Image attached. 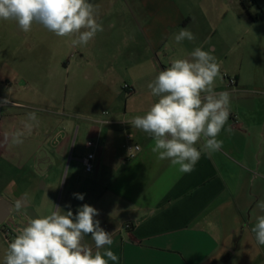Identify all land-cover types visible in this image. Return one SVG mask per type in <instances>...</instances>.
<instances>
[{
  "label": "crops",
  "instance_id": "obj_1",
  "mask_svg": "<svg viewBox=\"0 0 264 264\" xmlns=\"http://www.w3.org/2000/svg\"><path fill=\"white\" fill-rule=\"evenodd\" d=\"M134 4L135 0H125L119 10L116 0H110L106 15L123 21L134 14ZM137 12L143 18V39L126 42L131 55L139 46L142 58L166 69L174 58L165 66L158 53L165 61L167 51L183 59L200 47L229 69L232 75L225 73L224 79L220 75L214 83L216 92L230 95V116L217 137L223 141L222 148L211 154L202 152L194 169L182 173L169 160L158 159L151 151L153 139L130 124L151 105L123 111L115 106L107 115L103 110L90 127L95 145L87 148L95 152L98 172L92 177L72 172L57 202L65 155H17L13 135L25 124L19 119L23 102L0 94V196L14 204L15 214L26 223L28 218L50 214L55 206L74 215L85 203L93 206L99 211L95 219L112 234L111 250L119 257L109 264H212L220 260L223 264H264V245L256 243L251 231L256 218L264 215L257 207L264 201V91L244 80L242 64L230 68L225 63L236 35L241 33L238 41L245 43L246 34L257 31L256 22L264 18V0H140ZM102 14L97 12L98 18ZM182 28L190 30L195 40L177 43L175 35ZM225 75L234 77L236 85H229ZM134 85L125 88L128 94L136 92ZM103 119L108 122L102 124ZM56 135L53 146L70 137L63 131ZM128 139L141 145L132 158L124 146ZM202 143L196 147L200 149ZM93 171L84 169L85 173ZM99 172L109 177L108 184L98 182ZM74 193L84 194V200ZM0 226L16 235L22 230ZM0 237V251L7 250L9 242L1 229ZM84 243L96 251L90 236Z\"/></svg>",
  "mask_w": 264,
  "mask_h": 264
},
{
  "label": "rangeland",
  "instance_id": "obj_2",
  "mask_svg": "<svg viewBox=\"0 0 264 264\" xmlns=\"http://www.w3.org/2000/svg\"><path fill=\"white\" fill-rule=\"evenodd\" d=\"M124 1L116 0L119 10L124 7ZM90 2H97L96 13H103L100 18L97 16L103 31L87 45L73 46L71 40L75 37H58L38 23L33 24L31 31L24 32L15 21L0 20V94L23 102L19 119L32 124L30 132L25 124L16 130L24 132L23 142L16 144L17 155H65L57 202L72 172L90 177L98 172L96 167L92 173H85L80 158L92 151L86 142L95 139L90 127L103 116L102 111L110 112L115 106L121 111L126 107L143 110L157 102L148 84L164 70L160 64L142 58L139 46L133 49L134 55L126 47V42L143 39L140 31L143 18L137 12L140 0H135L133 5L134 16L123 17V21L106 15L110 0ZM256 26L257 31L246 34L245 43L238 41L241 33L236 35L225 63L230 68L242 64L244 80L264 91V18ZM167 54L165 61L158 53L165 66L169 59H175L174 52ZM241 57L244 60L240 61ZM228 72L226 66L220 65L222 79ZM133 83L136 92L128 94L126 85ZM33 112L37 121L28 119V114ZM61 131L69 133L68 141L53 146L51 140ZM25 172V169L19 171L21 175ZM108 181L109 177L99 172L98 182L105 185ZM6 252L0 251V262Z\"/></svg>",
  "mask_w": 264,
  "mask_h": 264
},
{
  "label": "clouds",
  "instance_id": "obj_3",
  "mask_svg": "<svg viewBox=\"0 0 264 264\" xmlns=\"http://www.w3.org/2000/svg\"><path fill=\"white\" fill-rule=\"evenodd\" d=\"M0 20H13L24 32L38 23L58 37H75L73 46L87 45L103 26L97 20L96 6L90 0H0ZM195 40L182 28L175 41ZM220 76V63L211 51L196 47L190 58L174 59L148 84L158 98L143 116H135L132 127L147 133L154 141L151 151L160 160H169L182 173L190 172L202 152L219 151L223 141L217 139L230 116V95L216 92L214 83ZM30 121H37L29 113ZM30 132L31 123H25ZM231 131V129H228ZM23 131L13 135V143H22ZM203 141L200 149L196 147ZM84 200V194L74 193ZM70 209V205L68 206ZM264 211V201L257 204ZM99 211L83 204L74 215L59 206L50 214L28 218L26 225L9 243L3 264H109L119 257L111 250L112 234L95 219ZM258 245H264V215L251 228ZM94 241V252L84 243ZM103 249V251H101Z\"/></svg>",
  "mask_w": 264,
  "mask_h": 264
},
{
  "label": "built area",
  "instance_id": "obj_4",
  "mask_svg": "<svg viewBox=\"0 0 264 264\" xmlns=\"http://www.w3.org/2000/svg\"><path fill=\"white\" fill-rule=\"evenodd\" d=\"M168 67H170V65ZM225 77H226L229 85H232V86L236 85V79L234 77H230L228 75H225ZM126 87L129 88V85H126ZM108 113H109V111H107V110L103 111L104 115H107ZM106 122H108V120H106V119L101 120L102 124H104ZM123 122L125 123V121H123ZM94 145H95L94 140H88L86 142L87 147H92ZM124 146L127 148L128 156L130 158L137 155V153L141 150V145L138 143H134V141H132V139H128V141L124 144ZM94 160H95V152H93V151H89L87 154L83 155L80 158V161L82 162V164L84 166V169L88 172H91L94 170V168H95ZM127 226H130V225L128 224ZM0 229L3 230V233H4V235L7 238L9 243L12 242L13 239L17 236L15 234V232L12 231L10 228L4 229L0 226Z\"/></svg>",
  "mask_w": 264,
  "mask_h": 264
},
{
  "label": "water",
  "instance_id": "obj_5",
  "mask_svg": "<svg viewBox=\"0 0 264 264\" xmlns=\"http://www.w3.org/2000/svg\"><path fill=\"white\" fill-rule=\"evenodd\" d=\"M17 218L18 223H14L13 219ZM0 223L9 225L12 229L23 228L26 225V222L22 219L21 216H17L14 211V204L7 203V200L4 196H0Z\"/></svg>",
  "mask_w": 264,
  "mask_h": 264
},
{
  "label": "trees",
  "instance_id": "obj_6",
  "mask_svg": "<svg viewBox=\"0 0 264 264\" xmlns=\"http://www.w3.org/2000/svg\"><path fill=\"white\" fill-rule=\"evenodd\" d=\"M245 5L248 7L247 4H245ZM223 263H224V261L220 260V261H214L212 264H223Z\"/></svg>",
  "mask_w": 264,
  "mask_h": 264
}]
</instances>
